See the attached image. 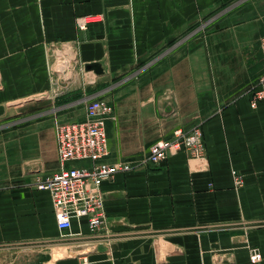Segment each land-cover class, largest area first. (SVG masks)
I'll use <instances>...</instances> for the list:
<instances>
[{
	"label": "crops",
	"instance_id": "1",
	"mask_svg": "<svg viewBox=\"0 0 264 264\" xmlns=\"http://www.w3.org/2000/svg\"><path fill=\"white\" fill-rule=\"evenodd\" d=\"M232 1L0 0V111L54 95L38 101L54 115L0 137V264H250L253 248L264 264V99L251 106L264 0L229 13ZM89 15L101 18L79 30ZM93 99L114 110L107 162L195 128L205 159L118 175L102 184L101 228L60 229L37 185L60 171L56 123L84 121Z\"/></svg>",
	"mask_w": 264,
	"mask_h": 264
},
{
	"label": "built area",
	"instance_id": "2",
	"mask_svg": "<svg viewBox=\"0 0 264 264\" xmlns=\"http://www.w3.org/2000/svg\"><path fill=\"white\" fill-rule=\"evenodd\" d=\"M99 19V16L91 15L78 17L76 24L80 30H86ZM261 51L264 62V37L261 40ZM263 99L264 90L259 88L253 94L252 107L256 108ZM85 108L84 121L56 123L60 171L37 185L38 190L50 193L60 229H70L74 219L83 218L88 220L91 229L101 228L106 218L102 184L112 181L118 175L159 166L180 152L192 159H205L202 132L179 130L169 140L152 145L149 155L142 160L109 163L107 122L113 118V107L104 100L93 99L86 103ZM78 163L85 164L77 166ZM236 181L238 185L243 183L241 177H237ZM255 259L259 260V256H255Z\"/></svg>",
	"mask_w": 264,
	"mask_h": 264
},
{
	"label": "rangeland",
	"instance_id": "3",
	"mask_svg": "<svg viewBox=\"0 0 264 264\" xmlns=\"http://www.w3.org/2000/svg\"><path fill=\"white\" fill-rule=\"evenodd\" d=\"M261 1L262 0H254L255 2L254 5L259 7V9H261V4H260ZM251 2H252L251 0L232 1L229 7L230 8L229 13L244 9L247 5L249 4L251 5ZM91 16H97V15H91ZM99 18H101V16H99ZM196 33L197 31L195 30L194 32H191V35H194ZM260 86H261L260 88L263 89L264 83H262V79L260 80ZM53 97L54 95H51L50 97L49 96H32L28 98L26 97L27 99H24L19 103L15 102L16 104L15 103L10 104L8 106L9 110L6 111L7 113L4 111H0V114H1L0 115V137L14 135L15 133L27 132V130L30 129V126H29L30 122L37 120V119H45L46 117L54 115L53 112H46V110L43 111V109L40 108L41 107L39 104L40 102H38L40 100L41 101L45 100V102H52V101L54 102ZM17 99H23V97L21 98L13 97L14 101H16ZM256 108H253V109H256ZM191 130L201 131V129H198V128L191 129ZM183 131H190V130H183ZM255 256H259V260L255 259L256 263L254 261ZM249 260H250V264H258L260 262L261 253L259 254L257 248H253V251L251 252Z\"/></svg>",
	"mask_w": 264,
	"mask_h": 264
},
{
	"label": "water",
	"instance_id": "4",
	"mask_svg": "<svg viewBox=\"0 0 264 264\" xmlns=\"http://www.w3.org/2000/svg\"><path fill=\"white\" fill-rule=\"evenodd\" d=\"M93 66H89L88 68L91 69Z\"/></svg>",
	"mask_w": 264,
	"mask_h": 264
},
{
	"label": "bare ground",
	"instance_id": "5",
	"mask_svg": "<svg viewBox=\"0 0 264 264\" xmlns=\"http://www.w3.org/2000/svg\"><path fill=\"white\" fill-rule=\"evenodd\" d=\"M185 154H186V153H185ZM172 156H173V155H172ZM170 157H171V156H170ZM170 157H169V158H170ZM169 158H168V159H169ZM165 162H166V161H165Z\"/></svg>",
	"mask_w": 264,
	"mask_h": 264
}]
</instances>
